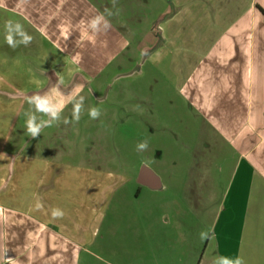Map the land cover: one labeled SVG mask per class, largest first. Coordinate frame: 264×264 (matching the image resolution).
<instances>
[{
    "label": "crops",
    "instance_id": "crops-1",
    "mask_svg": "<svg viewBox=\"0 0 264 264\" xmlns=\"http://www.w3.org/2000/svg\"><path fill=\"white\" fill-rule=\"evenodd\" d=\"M99 14L111 27L94 34L88 24ZM8 20L32 42L10 47ZM145 65L181 96L222 157L206 161L198 184L144 165L131 191V177L110 162L77 155L85 140L75 125L92 124V107H121L117 83L146 77ZM77 93L85 99L74 122ZM35 94L64 107L33 138L26 113ZM146 191L155 197L134 216L109 215L118 194L138 201ZM57 208L62 218L52 217ZM166 215L178 226L167 233ZM165 241L170 264L220 256L264 264V0H0V264H163Z\"/></svg>",
    "mask_w": 264,
    "mask_h": 264
},
{
    "label": "rangeland",
    "instance_id": "rangeland-1",
    "mask_svg": "<svg viewBox=\"0 0 264 264\" xmlns=\"http://www.w3.org/2000/svg\"><path fill=\"white\" fill-rule=\"evenodd\" d=\"M143 71L148 72L146 77L139 74L133 77L132 81L125 79L117 83L116 88L121 89L118 90L120 93L117 97L121 107L105 109L101 106L99 107L100 122L96 123L97 121L90 118L87 113L86 120H91L92 124L75 125L79 128L78 131L82 132L81 137L85 140L84 151L78 152L77 155L93 156L92 161L103 168L109 167L110 162L112 170L126 173L131 177L127 184L131 186V191L137 188V176L144 165L157 170L175 169L181 173L183 180L191 179L198 184V177L204 174L206 161L212 157L217 164H221L222 157L217 156L220 155L218 149L213 151L209 148L208 134L202 135L198 128L200 126L191 120L193 116L189 113L181 96L169 87L167 82L158 77L152 66L145 65ZM124 82L130 85L125 86ZM172 103H177L176 109H172ZM129 105L131 107L123 108ZM142 141H147L148 147L146 150L138 151L137 144ZM104 157H107L109 161L99 159ZM158 159L163 160L162 167L158 166ZM191 169L195 174L193 178L188 177ZM164 180L166 183L169 182L168 177H164ZM124 195L118 194L117 199H114L112 203V211H109V215L114 213L120 220L126 216H134L137 214L140 202L150 204L155 197L154 194L150 196L147 191L145 197L138 201L126 200ZM165 197L166 200H170L169 194ZM167 213L172 214L170 207ZM165 217L163 221L166 233L169 230L171 232L176 223L170 216ZM163 248L158 256L163 253L165 255L163 258L159 256V259H163V264H170L171 245L165 241V249ZM113 260L118 264H133V261L135 264H149L146 262L147 257L124 258V260L113 258Z\"/></svg>",
    "mask_w": 264,
    "mask_h": 264
},
{
    "label": "clouds",
    "instance_id": "clouds-1",
    "mask_svg": "<svg viewBox=\"0 0 264 264\" xmlns=\"http://www.w3.org/2000/svg\"><path fill=\"white\" fill-rule=\"evenodd\" d=\"M113 5L115 6V0H113ZM111 14V12H108V15ZM88 27L95 34L108 31L111 25L103 14H99L89 21ZM4 29L6 43L12 48H16L21 44L27 46L32 42L33 37L24 30L23 25L18 21H6ZM84 99L85 98L83 96H79L78 93L71 97L70 102H72L73 104L72 121L74 122H79L80 120L81 112L84 106ZM28 103L32 109L28 113H26V130L30 137H37L45 127H51L54 123L60 121L64 106L54 103L49 98V96L35 94L28 98ZM36 113H40L42 114V116H46L47 119L38 117ZM88 114L90 118L98 119L101 115V112L99 108L92 107L89 109ZM72 121L64 119L63 122L65 124H68ZM147 147V141H142L137 144L138 151L146 150ZM40 207H42V205L37 203V208ZM63 215V211L58 208L52 210L53 218H62ZM210 231L212 230L210 229L208 231H202L200 233V239L202 241L208 239ZM213 264H246V262L243 257H236L235 259H232L226 256H220L216 260H214Z\"/></svg>",
    "mask_w": 264,
    "mask_h": 264
},
{
    "label": "water",
    "instance_id": "water-1",
    "mask_svg": "<svg viewBox=\"0 0 264 264\" xmlns=\"http://www.w3.org/2000/svg\"><path fill=\"white\" fill-rule=\"evenodd\" d=\"M141 172H142V176H144V178H145L146 173L148 172V167H147V166H144V167L142 168Z\"/></svg>",
    "mask_w": 264,
    "mask_h": 264
}]
</instances>
